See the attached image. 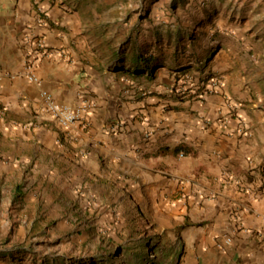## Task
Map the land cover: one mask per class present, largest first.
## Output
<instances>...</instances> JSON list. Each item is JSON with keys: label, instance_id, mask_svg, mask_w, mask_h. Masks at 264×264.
Wrapping results in <instances>:
<instances>
[{"label": "crops", "instance_id": "crops-1", "mask_svg": "<svg viewBox=\"0 0 264 264\" xmlns=\"http://www.w3.org/2000/svg\"><path fill=\"white\" fill-rule=\"evenodd\" d=\"M103 40L98 25L73 20L54 0H0V75L31 64L42 83L0 76V184L14 201L45 208L43 222L71 227L109 217L96 207L117 195L175 212L166 264H264V111L252 100L264 97V80L249 57L216 61L218 43L197 65L178 66L214 92L169 105L166 86L146 89L156 77L123 68L119 51L110 61ZM43 90L96 107L64 130ZM226 237L233 242L221 249Z\"/></svg>", "mask_w": 264, "mask_h": 264}, {"label": "rangeland", "instance_id": "rangeland-1", "mask_svg": "<svg viewBox=\"0 0 264 264\" xmlns=\"http://www.w3.org/2000/svg\"><path fill=\"white\" fill-rule=\"evenodd\" d=\"M54 1L66 7L73 20L85 19L99 26L110 61L118 51L128 55L141 46L157 43L168 62L176 55L180 65L192 67L210 56L213 46L224 43L225 49L214 53V60L231 61L228 56L239 58L237 53L241 52L264 80V0H80L88 5V10L81 13L77 11L78 0ZM213 9L218 12L208 15ZM169 66L155 69L156 79L146 85L148 90L154 85L166 86L169 105L172 99L213 91L212 83H198L197 74L170 70ZM249 69L242 65L243 71ZM240 76L243 82L255 84L252 78L246 79L242 73ZM252 100L255 109L264 111V97L259 94ZM6 185L0 184V264H43L46 259L60 264L167 263L166 250L173 244L172 235L178 227L175 212L145 208L116 194L108 208L96 207V212L108 209L109 217L75 222L71 227V223L43 222L40 212L45 208L35 210L14 201ZM29 251L32 253L26 254ZM7 252L14 255L5 256Z\"/></svg>", "mask_w": 264, "mask_h": 264}, {"label": "built area", "instance_id": "built-area-1", "mask_svg": "<svg viewBox=\"0 0 264 264\" xmlns=\"http://www.w3.org/2000/svg\"><path fill=\"white\" fill-rule=\"evenodd\" d=\"M45 53L48 55H53L55 51L49 49ZM0 76L9 77L11 79L24 76L33 84H36L38 86L42 84L31 64H27L21 72L14 75L6 74ZM207 92L205 90V93ZM41 95L45 104L46 112L50 115L52 120H54L56 124L64 130H68L74 125L82 122L87 116L93 113L96 107V104L92 100L87 99H84L80 103L75 105L58 103L54 100L50 92L47 90H43ZM232 242L233 239L231 237H226L224 243L219 244V247L221 249H225V247L232 244Z\"/></svg>", "mask_w": 264, "mask_h": 264}, {"label": "trees", "instance_id": "trees-1", "mask_svg": "<svg viewBox=\"0 0 264 264\" xmlns=\"http://www.w3.org/2000/svg\"><path fill=\"white\" fill-rule=\"evenodd\" d=\"M77 3L81 6L84 4L78 0ZM161 41V38L158 37L157 42ZM183 47V46H182ZM177 50L175 51L176 54ZM118 62L123 68H127L132 72L135 76H143L146 75L148 78L154 79L156 76L155 69L158 67L169 66L170 70H182L177 65H180L178 57L175 55L172 57V60L168 62L164 56L162 50L158 48V44L154 45L146 44L141 46L140 48L134 50L131 54H126L125 52H119ZM173 66H177L173 67ZM181 66V65H180ZM143 246V245H142ZM23 253V252H22ZM25 253V252H24ZM32 252H26V254H31ZM132 253V252H131ZM5 256L14 255L13 252H7L4 254ZM43 264H60L58 260H44ZM90 264H107V262H91Z\"/></svg>", "mask_w": 264, "mask_h": 264}]
</instances>
